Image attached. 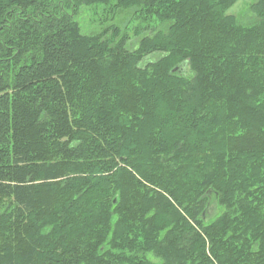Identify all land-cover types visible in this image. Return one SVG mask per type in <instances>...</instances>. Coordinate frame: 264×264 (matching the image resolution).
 Here are the masks:
<instances>
[{
	"label": "trees",
	"instance_id": "trees-1",
	"mask_svg": "<svg viewBox=\"0 0 264 264\" xmlns=\"http://www.w3.org/2000/svg\"><path fill=\"white\" fill-rule=\"evenodd\" d=\"M0 0V264H264V0Z\"/></svg>",
	"mask_w": 264,
	"mask_h": 264
},
{
	"label": "rangeland",
	"instance_id": "rangeland-1",
	"mask_svg": "<svg viewBox=\"0 0 264 264\" xmlns=\"http://www.w3.org/2000/svg\"><path fill=\"white\" fill-rule=\"evenodd\" d=\"M255 0H241L232 10L231 13L240 17L244 23L250 24L254 19L251 7Z\"/></svg>",
	"mask_w": 264,
	"mask_h": 264
}]
</instances>
